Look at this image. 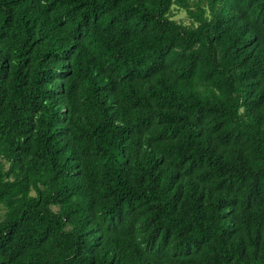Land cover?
Instances as JSON below:
<instances>
[{
  "label": "trees",
  "instance_id": "trees-1",
  "mask_svg": "<svg viewBox=\"0 0 264 264\" xmlns=\"http://www.w3.org/2000/svg\"><path fill=\"white\" fill-rule=\"evenodd\" d=\"M0 211V264H264V0H0Z\"/></svg>",
  "mask_w": 264,
  "mask_h": 264
},
{
  "label": "rangeland",
  "instance_id": "rangeland-1",
  "mask_svg": "<svg viewBox=\"0 0 264 264\" xmlns=\"http://www.w3.org/2000/svg\"><path fill=\"white\" fill-rule=\"evenodd\" d=\"M174 14H175L174 15V20L175 21L182 22L183 24H189L190 23V21L188 20L185 12L176 11ZM2 214H3V211H0V218H1Z\"/></svg>",
  "mask_w": 264,
  "mask_h": 264
}]
</instances>
